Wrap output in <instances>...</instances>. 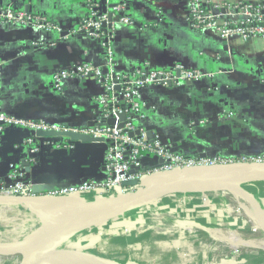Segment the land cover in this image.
<instances>
[{
    "label": "crops",
    "instance_id": "0c3cea01",
    "mask_svg": "<svg viewBox=\"0 0 264 264\" xmlns=\"http://www.w3.org/2000/svg\"><path fill=\"white\" fill-rule=\"evenodd\" d=\"M123 2L132 24L118 25L111 34L117 74L174 64L203 74L201 80L181 86L143 89L145 117L137 120L138 126L158 134L172 153L185 158L264 157V40L226 41L211 30L194 29L187 0ZM6 4L47 19L55 30L0 22L1 110L18 120L90 126L100 92L95 81L72 79L57 92L51 79L81 61L104 67V46L79 31L89 13L86 0H0ZM23 138L20 128L3 132L0 186L10 185V164L37 194L88 180L99 183L105 177L103 142L46 138L37 141L38 150L31 154L21 145Z\"/></svg>",
    "mask_w": 264,
    "mask_h": 264
},
{
    "label": "built area",
    "instance_id": "2783aa9c",
    "mask_svg": "<svg viewBox=\"0 0 264 264\" xmlns=\"http://www.w3.org/2000/svg\"><path fill=\"white\" fill-rule=\"evenodd\" d=\"M108 1L112 4L110 23L107 15L101 13L97 0H86L89 13L79 28L80 32L104 46V67L81 61L55 72L51 77L53 88L57 92H61L64 82L72 79L91 78L95 81L100 92L94 99L97 117L90 126L69 128L43 121L18 120L8 117L0 108V146L3 132L9 127L20 128L23 132L28 130L80 135L104 143V179L99 183L88 180L44 193L52 197L79 196L95 191L114 194L117 187H121L122 194H128L155 183V180L163 179L165 175L172 174L170 171L175 165H185L190 160L172 153L158 134L147 132L138 126L137 120L144 119L143 110L146 107L141 100V91L151 86L163 88L181 86L184 83L201 80L203 74L197 70L186 69L181 64L167 68L141 66L128 74H117L113 65L111 34L118 25L130 26L132 20L124 14L123 0ZM187 3L188 22L194 29L211 30L226 41L236 38L245 41L253 38L264 40V0H257L256 3L187 0ZM0 22L5 25L11 23L18 26H32L46 32L55 30L47 19L35 16L24 9H15L10 4L0 5ZM104 24H109L110 27L105 28ZM1 71L0 66V73ZM109 118L114 119L113 125L107 124ZM121 123L123 125L119 128ZM40 139L46 138L37 137L35 134L24 136L21 145L28 148L31 154H35L38 150L37 141ZM250 159L263 161L264 157ZM6 180L10 185L0 186V195L17 197L37 195L31 185L22 178L17 166L13 164L9 165ZM132 182H135L132 186H121L123 183Z\"/></svg>",
    "mask_w": 264,
    "mask_h": 264
},
{
    "label": "rangeland",
    "instance_id": "374dc122",
    "mask_svg": "<svg viewBox=\"0 0 264 264\" xmlns=\"http://www.w3.org/2000/svg\"><path fill=\"white\" fill-rule=\"evenodd\" d=\"M255 164L264 165V160L190 158L153 184L176 179L180 173L183 177L188 170L197 176L205 172L202 169L213 173L237 166L238 172V167ZM238 189L242 196L226 190L160 194L125 215L70 232L60 249L117 264H264V248L246 246L264 242V231L256 226L257 212L264 217V180L243 183ZM114 195L95 191L69 197L83 203ZM57 197L43 193L19 197L27 202L0 204V264H30L37 253L24 249L47 240L46 206L32 198Z\"/></svg>",
    "mask_w": 264,
    "mask_h": 264
},
{
    "label": "bare ground",
    "instance_id": "6f19581e",
    "mask_svg": "<svg viewBox=\"0 0 264 264\" xmlns=\"http://www.w3.org/2000/svg\"><path fill=\"white\" fill-rule=\"evenodd\" d=\"M238 168L240 169L238 172L234 170L237 169V166H231L224 168L225 170L223 169L222 172L214 171L213 173H208L207 170L202 169L205 172L197 176H190L193 170H188L185 173L183 172L184 178L181 177L180 173L176 179L162 180L163 183L161 185L152 187L147 192L136 196L130 195L124 197L125 195H114L113 197H109V199L92 198L90 199L91 201H84L83 203L76 202L70 197L64 196H60L63 198L57 197L52 199L32 198L34 202L46 206L45 221L43 224L44 227H46L45 235L47 240L24 250L37 253L32 258L30 264H117L111 260H102L78 252L63 253L53 257L51 256L49 259L47 257L52 252L60 250L62 245L66 243L70 232L81 229L92 222L96 224L98 222L108 221L117 216L125 215L128 211L149 202L151 198H158L160 194L166 191L170 193H183L189 191L219 192L226 190L236 193L238 196H242V193L240 194L238 189L240 185L257 180H264V165L255 164L250 167L242 166ZM227 169H232L233 171ZM173 180H177L176 185L168 187L166 191L156 194L158 189L167 186V183ZM245 198L250 200L248 197ZM13 201L14 200L0 202V204L12 203ZM27 201H29V199L16 200L15 203ZM256 221L258 230L264 231V217L260 212L256 214ZM54 239L58 241H54ZM246 246H260L264 248V242L262 240L260 242H254L251 245L246 244Z\"/></svg>",
    "mask_w": 264,
    "mask_h": 264
},
{
    "label": "water",
    "instance_id": "95a60500",
    "mask_svg": "<svg viewBox=\"0 0 264 264\" xmlns=\"http://www.w3.org/2000/svg\"><path fill=\"white\" fill-rule=\"evenodd\" d=\"M97 2L99 4V6H100L101 13L107 15L108 23H110L111 20H112L111 13H110V8H111L112 5L111 6L110 5L107 6L108 0H97ZM104 27L105 28H109L110 25L109 24L108 25L104 24ZM121 120L122 121L124 120L123 117L121 118ZM107 124L108 125H113L114 124V119L113 118H109L107 120ZM122 125H123L122 123L119 124V128H121ZM33 134H35L37 137H40V138H55V137L57 138V137H59V138H62V139H69L70 141H79V140H83V141L84 140H90L92 142H96L97 141V140L88 139L86 137H83V136H80V135H74V134L58 133V132H41V131L33 132V131L24 130V136H30V135H33ZM136 134H138V132H136ZM203 158H204V156H203ZM24 165H25L26 168H28V164L25 163ZM162 183L157 184V185H161ZM134 184H135V182H132L130 184L123 183L121 186L122 187H126L128 185H131L132 186ZM167 184H168L167 186H164V187L158 189V191H157L156 194L161 193L163 191H166V188H168V187H171L173 185H176L177 184V180L170 181ZM157 185L156 184H153V185L147 186V187L142 188V189H137L134 192H131V193H128V194H122L121 187H117L115 189V194L116 195H131V196H136V195H139V194H142V193L147 192L149 189H151L152 187H155ZM166 192L168 193V191H166ZM162 194H164V193H162ZM9 200L16 201V200H22V199L19 198V197H17V196L0 195V202H6V201H9ZM135 201H137V200H135ZM67 252L68 251H65V250L60 249V250H56V251L52 252L50 254V256H55V255H59V254L67 253Z\"/></svg>",
    "mask_w": 264,
    "mask_h": 264
},
{
    "label": "trees",
    "instance_id": "16d2710c",
    "mask_svg": "<svg viewBox=\"0 0 264 264\" xmlns=\"http://www.w3.org/2000/svg\"><path fill=\"white\" fill-rule=\"evenodd\" d=\"M110 1L114 2V0H110Z\"/></svg>",
    "mask_w": 264,
    "mask_h": 264
}]
</instances>
